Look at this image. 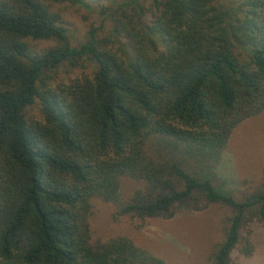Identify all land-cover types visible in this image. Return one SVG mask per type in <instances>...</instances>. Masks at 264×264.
<instances>
[{"label": "trees", "instance_id": "trees-1", "mask_svg": "<svg viewBox=\"0 0 264 264\" xmlns=\"http://www.w3.org/2000/svg\"><path fill=\"white\" fill-rule=\"evenodd\" d=\"M50 1L64 0H0V264H171L92 240V197L129 218L226 205L206 264H230L264 225V167L241 198L215 176L232 129L264 109V0H108V31L75 45ZM61 66L90 69L53 81ZM121 175L142 181L126 200Z\"/></svg>", "mask_w": 264, "mask_h": 264}, {"label": "rangeland", "instance_id": "rangeland-1", "mask_svg": "<svg viewBox=\"0 0 264 264\" xmlns=\"http://www.w3.org/2000/svg\"><path fill=\"white\" fill-rule=\"evenodd\" d=\"M120 2L121 0H116ZM49 9L64 27L70 45L84 41L90 29L96 35L105 34L110 22L102 13L103 6H112L108 0H85V3L64 1L48 2ZM107 10V9H106ZM50 40H38L34 47L41 50L51 44ZM89 67H74L72 70L59 67L52 74V80H69ZM30 117H38L33 105L26 109ZM264 167V109L237 124L221 151L215 172L218 184L236 198L258 184ZM121 199L126 200L142 185V181L124 175L120 176ZM115 204L100 197H92L88 220L91 239H105L122 235L137 246L163 258L171 264H206L211 249L221 237V225L229 215V207L211 203L200 211L178 209L168 217L129 218L113 216ZM242 237L231 252L230 264H264V225L250 222L242 229ZM250 244L252 251H241Z\"/></svg>", "mask_w": 264, "mask_h": 264}]
</instances>
